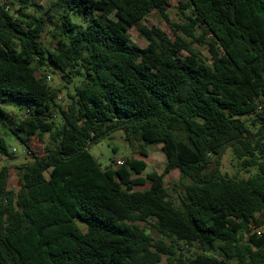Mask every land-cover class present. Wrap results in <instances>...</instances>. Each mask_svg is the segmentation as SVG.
<instances>
[{
    "label": "trees",
    "instance_id": "16d2710c",
    "mask_svg": "<svg viewBox=\"0 0 264 264\" xmlns=\"http://www.w3.org/2000/svg\"><path fill=\"white\" fill-rule=\"evenodd\" d=\"M34 3L0 0V129L27 148L49 141L18 167L17 188L0 168V264H264V230L249 229L264 217V0L181 2L174 39L142 24L152 13L170 23L169 0H49L31 13ZM8 103L26 106L14 125ZM117 131L141 158L160 146L163 172L143 178L134 156L103 168L89 146ZM229 148L252 176L221 171ZM9 154L0 134V164ZM174 169L179 184L167 186ZM148 220L160 239L134 224Z\"/></svg>",
    "mask_w": 264,
    "mask_h": 264
},
{
    "label": "rangeland",
    "instance_id": "374dc122",
    "mask_svg": "<svg viewBox=\"0 0 264 264\" xmlns=\"http://www.w3.org/2000/svg\"><path fill=\"white\" fill-rule=\"evenodd\" d=\"M5 2L6 0H1ZM49 4V0H35L33 8L29 12H37L43 13ZM181 2L180 0H169V6L167 7V14L169 16L170 23L164 21L158 13H152L148 19L142 22L143 25L147 26H157L162 31H164L168 37L174 39L173 27L172 25L175 23H179L182 20V14L180 13L179 6ZM12 9H16V6H12ZM73 19H76V16L73 14ZM201 33V29H197L196 35ZM129 35L132 41L140 47H145L148 44V41L142 38L139 34V27L137 25L133 26L129 30ZM209 38V36H207ZM188 42L191 40L184 36ZM39 42L43 45V47L47 50H52L56 47L55 41L51 38L49 33L43 34ZM192 42V41H191ZM192 47L201 52L205 56H209L208 48L204 44H199L197 42H192ZM180 56L185 57L187 55L186 52L179 53ZM40 75V74H38ZM47 76L51 77V80L48 81V85L51 88L58 89L59 92V102L61 105L65 106L67 104V91L64 88L65 83L61 79L60 72L55 69L49 70ZM25 105L20 103H8L5 106V109L8 113V121L10 125H14L18 123V121L23 117L25 110ZM259 114L264 115V102L262 103V109ZM252 119V118H250ZM58 121V118L56 119ZM0 134L4 137L7 148L9 150V156L3 158L0 168L2 166H9V183L8 189H14L18 187V167L23 163H28L33 161L34 155H44L46 153V147L49 144L48 137L41 141L37 138H32L29 143V147H25L17 138L12 136L9 132L0 129ZM30 151V152H29ZM90 153L94 156V158L98 161V163L103 167L107 168L113 166L117 168L118 160H126L132 156L136 158H141L138 155H134L131 148L127 144L124 139L123 133L114 132L111 135H108L97 142L92 143L89 146ZM150 155L148 158H141L147 163V168L142 173V177L145 178L147 174L152 171H156L158 173H162L164 167L166 165V159L164 154L161 152L160 146L158 145H149ZM221 171L230 176H235L239 179H247L255 173L254 169H251L250 172H245L240 169L237 160L235 159L232 150L229 148L223 154L221 158ZM181 179V172L178 169L172 170L169 174L165 176V183L167 186L170 184H179ZM149 184L145 186H137L136 190H145L147 189ZM181 186H177L178 192H181ZM131 223V222H128ZM153 221L148 220V222H136L134 224L139 225L144 228L146 233L151 236L154 240L160 239V234L153 226ZM83 228V227H82ZM256 228V229H255ZM250 232H263L264 230V217L258 216L257 219L250 225ZM246 234H249L247 232ZM167 243H170L167 240ZM183 253V257L190 258L193 257L196 253L194 249H189L185 251H177V255ZM166 263V258L164 257L162 264ZM177 264V262H175Z\"/></svg>",
    "mask_w": 264,
    "mask_h": 264
},
{
    "label": "built area",
    "instance_id": "2783aa9c",
    "mask_svg": "<svg viewBox=\"0 0 264 264\" xmlns=\"http://www.w3.org/2000/svg\"><path fill=\"white\" fill-rule=\"evenodd\" d=\"M185 1H187V0H180V2H185ZM47 80H51V77H50V76H47ZM123 163H124V161H122V160H118V161H117V166H122ZM16 188H17V187H16Z\"/></svg>",
    "mask_w": 264,
    "mask_h": 264
}]
</instances>
